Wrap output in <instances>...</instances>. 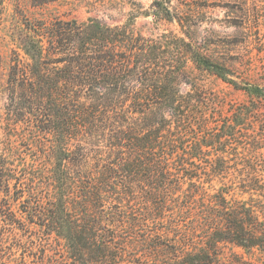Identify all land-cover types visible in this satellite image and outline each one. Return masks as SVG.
I'll list each match as a JSON object with an SVG mask.
<instances>
[{"label": "trees", "instance_id": "trees-1", "mask_svg": "<svg viewBox=\"0 0 264 264\" xmlns=\"http://www.w3.org/2000/svg\"><path fill=\"white\" fill-rule=\"evenodd\" d=\"M26 28L9 74V125L23 124L40 159L18 165L14 148L0 153V195L19 202L24 224L62 239L67 264H226L224 244L264 255V181L227 179L231 136L253 109L228 116L221 105L215 119L207 93L187 81L188 61L228 82L230 69L183 37L128 24ZM246 90L253 104L264 99V86ZM214 177L224 183L211 191Z\"/></svg>", "mask_w": 264, "mask_h": 264}, {"label": "rangeland", "instance_id": "rangeland-1", "mask_svg": "<svg viewBox=\"0 0 264 264\" xmlns=\"http://www.w3.org/2000/svg\"><path fill=\"white\" fill-rule=\"evenodd\" d=\"M154 3L155 0H0V153H10L14 148L11 156L18 165L23 156L28 161L39 158L34 151H39V144L20 137L24 134L23 124L18 123L16 129L9 125V74L14 61L24 55L21 40L28 31L26 25L97 18L111 26L128 24L145 36L169 33L183 37L230 69L228 82L188 61L187 81H194L207 93L212 103L206 111L215 119H223L221 105L223 115L228 116H233L238 106L252 107V112L241 116L239 130L231 136L229 145L238 148L237 153L231 150L232 168L227 179L264 181V99L255 97L253 104L246 90L249 85L264 86V0H167L159 8ZM184 80L181 89L187 92L191 83ZM223 183L214 177L208 187L213 191ZM230 194L244 199L251 196L239 189ZM18 203L0 195V264H33L34 260L67 264L64 241L55 235L48 238L39 225L24 224ZM221 259L226 264H264L259 249L246 252L232 244L222 245Z\"/></svg>", "mask_w": 264, "mask_h": 264}]
</instances>
